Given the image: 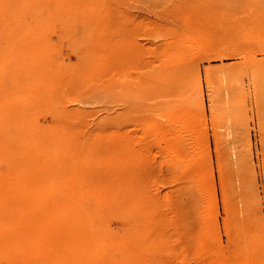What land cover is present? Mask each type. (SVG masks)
Returning <instances> with one entry per match:
<instances>
[{"label": "rangeland", "instance_id": "rangeland-1", "mask_svg": "<svg viewBox=\"0 0 264 264\" xmlns=\"http://www.w3.org/2000/svg\"><path fill=\"white\" fill-rule=\"evenodd\" d=\"M10 197L80 200L34 264H264V0H0Z\"/></svg>", "mask_w": 264, "mask_h": 264}, {"label": "bare ground", "instance_id": "bare-ground-1", "mask_svg": "<svg viewBox=\"0 0 264 264\" xmlns=\"http://www.w3.org/2000/svg\"><path fill=\"white\" fill-rule=\"evenodd\" d=\"M80 200L71 199L67 197L58 198L53 204L48 205L46 201L35 200L31 202L30 200H25L24 198H0V219H9L11 217L18 218H28V217H45L47 214L61 216L62 214H71L74 211H79L82 209V206L79 205ZM48 220L42 219L34 221L33 219L28 220H11V221H0V224L11 225L12 223L17 224H28L35 222L43 223ZM39 225V224H37ZM42 242V240L35 239H25V238H11L7 240L0 241V253L4 251V255L0 254V263L4 262L7 264H34L35 257L32 256L36 245ZM115 248L119 250V257L111 255V264H134L131 260L132 251L129 252L130 243L127 241L126 237H122L116 244ZM139 255V253H138ZM138 261L141 263L142 259ZM136 259V260H137ZM138 262V263H139ZM137 263V262H136ZM137 263V264H138Z\"/></svg>", "mask_w": 264, "mask_h": 264}]
</instances>
